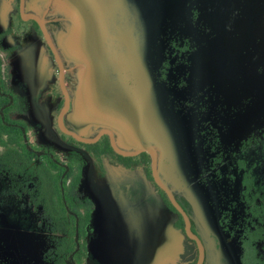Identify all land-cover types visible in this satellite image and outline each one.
Here are the masks:
<instances>
[{
    "label": "flooded vegetation",
    "instance_id": "flooded-vegetation-1",
    "mask_svg": "<svg viewBox=\"0 0 264 264\" xmlns=\"http://www.w3.org/2000/svg\"><path fill=\"white\" fill-rule=\"evenodd\" d=\"M16 1L0 0V3L6 2L10 16L13 17L11 27L0 32V82L3 85L4 93H2L5 99L4 116L8 118L7 130L0 143V181L4 177L8 183L5 189L0 190V197L24 198L25 202L28 201L29 208L36 212L37 216L39 215L41 223L46 225L48 231L47 249L43 258L51 260L49 264H56L57 260L58 264L155 263L148 259L145 261L143 254L138 256L140 260L138 263L131 261L130 253L123 256L117 252L119 247L111 245L120 240L115 238L110 243L108 237L98 234V229L104 228L105 223L101 221L103 217L110 220L118 218L120 206L111 198L113 207L108 211L110 216L102 215L98 204L100 197L110 193L111 190H118L130 194L135 199L134 207L129 210L130 214L138 219L132 220V223H137L135 227L138 225L134 232L135 241L139 242L140 250L147 251V258L152 256L150 252L156 249L157 244L161 242L160 238L165 237L169 239L170 248L176 245L175 240L177 243L180 241L181 244L179 254L174 260L168 261V264H223L231 255L238 257L241 264H257L258 260H260L258 264H263L256 246L264 240V232L262 233L264 205L260 203L255 206L249 205L247 198L251 191L257 192L258 199L264 201V198L251 184L245 185L242 182L243 176L247 177L246 166L253 164L252 157L255 156L256 151L254 148L258 145L252 134L245 133L243 121L240 119L241 109L247 108L252 101H248L249 89L244 88L242 83L244 75L246 76L239 60L242 54L233 48L220 51L222 37L228 36L223 31L226 30V25L216 22L217 20L216 23L209 22V18L216 17L214 0H208V14L201 13L202 10L199 11V8L194 6L193 14L197 13L194 15L184 13V0L182 2L180 0L177 9L170 8L169 5L163 8L159 3L160 0H156V3L151 0H79L83 4V15H86L84 17L95 15L96 19L103 15L110 25L113 21L112 19L110 23L112 18L110 15L112 12H117L113 3L120 5L124 3L125 7L121 13L127 22L126 37L141 38L140 45L144 47H153L154 41L160 45L157 54L161 59L157 67L156 79L162 96L158 98L161 105L158 104L157 110H155L156 105L153 107L151 116L146 108L144 109L147 113L146 118H151L148 122H145L146 118L144 120L147 124L146 131L150 129L153 135L154 133L157 135L155 137L157 143L154 145L148 141L145 133L144 135L141 133V138L144 143L156 148L159 176L171 190L179 208L174 205L167 192L157 184L153 174L151 152L145 151L126 156L114 150L109 134H103L94 143H86L61 130L59 125L61 116L66 129L84 138L97 137L104 127L96 135L88 137L74 129L69 121L67 122L73 110V98L66 80L67 65L59 44L50 32L47 14L42 15L39 12L37 5L39 1ZM48 1L50 8L53 2ZM141 2L145 6L144 9L138 7ZM91 5L96 6V9L89 12ZM111 7L112 10L108 9ZM22 13L37 15L43 20L62 69L40 23L35 19L25 20ZM174 20L180 21L183 25L185 21L191 24L197 36L205 41L206 46L201 48L202 53L199 52L197 59L199 69L187 70L185 76L169 79L171 54H174L175 47L172 49V45H168L162 36L169 35L168 23ZM26 24L32 28L35 35L42 36L44 46L56 66L58 77L56 100L60 103L56 108L55 125L62 137L71 140L70 144H77L85 150L86 155H81L76 161L72 160L63 146L56 148L63 154L57 152L54 147V151L43 149L40 135H33L37 133L38 126H34L27 119L26 107L33 97L18 88L19 76L15 74V60H13V51L16 50L3 46L10 38H15L22 27H27ZM130 46L136 45L134 43L126 46V50L133 49ZM221 52L224 54L225 62L222 67H217L218 62L222 65ZM202 60L213 61L216 64L215 68L210 70L212 72L210 78L208 73L205 76L201 70ZM72 63L78 62L74 60ZM189 63L187 60L185 65ZM192 64L196 65L195 62ZM224 71L238 77L230 87L221 79ZM169 83L171 87L168 90L162 88V84ZM260 86V89L256 88L260 95H257L256 100L253 101H257L259 97L264 98V84ZM254 88H251L252 96L255 95ZM64 90L69 98V107L65 113ZM148 105L150 109L151 103ZM175 111L179 114L177 122L182 120L184 126H188L187 123L192 126L190 133L193 132L191 135H194L193 146L196 151L192 156L196 161L191 163L193 173L196 174L194 181L188 178L186 171L174 167L177 171L176 179L185 183L184 191L176 188L164 172L170 170L172 166L169 163L168 148L162 140L167 139L169 142L176 126V119L171 117ZM191 112L193 115H190ZM188 114L189 117L186 116ZM231 117H233L232 122H230ZM113 131L117 146L121 150L132 152L139 148V146L134 150L121 148L118 133L114 129ZM15 132L18 133L17 136ZM136 137L137 143L140 142V137L137 135ZM61 155L64 157L61 158ZM180 156L178 152L174 154L175 158ZM186 160L189 164L192 159L189 157ZM84 161L86 167H90L94 180V186L88 188V193L84 184H80L84 181L82 172ZM176 164L178 165V162ZM119 172H125L124 178L116 179ZM229 188L236 193L238 202L226 208L221 205V200L225 198ZM92 190L95 193L106 190L103 195L97 197L96 204L90 197L93 194ZM114 192L116 194V191ZM98 211L100 217L95 225L93 213ZM73 229L74 233L71 235ZM72 239L74 248L69 243ZM102 241L109 243L101 248L98 243ZM89 246L92 250L88 248Z\"/></svg>",
    "mask_w": 264,
    "mask_h": 264
},
{
    "label": "rangeland",
    "instance_id": "rangeland-1",
    "mask_svg": "<svg viewBox=\"0 0 264 264\" xmlns=\"http://www.w3.org/2000/svg\"><path fill=\"white\" fill-rule=\"evenodd\" d=\"M33 1H39L38 10L42 15L47 14L50 32L65 57L68 73L66 80L73 98V110L67 122L69 121L74 129L88 137L96 135L103 127L114 129L120 138L121 148L129 150L138 148L139 141L137 143L136 132L133 131L142 109L145 107L151 116L153 107L156 105L155 110H157L158 104L161 105L158 98L162 96L156 79V71L161 59L157 54L160 45L154 41L153 47H144L140 45L141 38L126 37L127 22L121 13L125 7L124 3L121 5L113 3L117 12H112L110 15L112 17L110 23L113 19L110 25L103 15L96 19L95 15L84 17L86 15H83V4L79 0H52L51 9L48 0ZM151 1L156 3V0ZM159 3L163 5V8L169 5L170 8L177 9L180 0H160ZM208 3V0H184V13L197 14L196 12L193 14L194 6H196L199 11L202 10L201 13L208 14ZM213 3L216 6L214 14L216 17L209 18V22L217 20L216 22L225 24L226 30H222L228 35L222 37L220 51L233 48L242 54L239 60L243 73H246V76L244 75L246 79L244 78L242 83L244 88L249 89L248 101H252L247 108L241 109L240 119L243 121L245 133L252 134V138L258 145L254 148L256 151L255 158L252 157L253 164L246 166L248 173L247 177L243 176L242 182L245 185L251 184L264 198V98L259 97L257 101H253V99L256 100L257 95H260L256 88L260 89V84H264V0H214ZM138 7L144 9L145 6L141 2ZM93 9H96V6L91 5L89 12ZM108 9L112 10V7ZM196 11L198 12V9ZM12 18L6 2L0 3V32L11 27ZM26 26L22 27L17 32L18 35L10 38L3 46L16 50L13 51V60H15V74L19 76L18 88L33 97H30L32 100H29V105L26 107L27 119L34 126H38L37 133L33 135H40L43 149L54 151L59 148L58 146H63L72 160L76 161L81 155H86L85 150L77 144H70L71 140L62 137L55 125L56 108L60 103L56 100L58 95L56 66L44 46L42 36L35 35L32 28L27 24ZM167 29L169 35L167 37L163 35V40L168 45H172V49L175 47L174 54H171L169 79L179 78L185 76L187 70H196L199 52L202 53L201 48H205L206 43L197 36L195 29L187 21L183 25L180 21L174 20L168 23ZM134 43L136 46H130L133 49L126 50V46L134 45ZM223 55L221 52L222 65L218 62L217 67L223 66L225 62ZM80 56H87L88 63L82 59L77 64H73L72 61L79 59ZM187 60L190 63L185 65ZM193 62L196 65H193ZM215 65L213 61L202 60L203 74L208 73L210 78L212 75L210 70L214 69ZM221 79L230 87L238 77L224 71ZM168 85L161 86L168 90L171 84ZM251 88H254V96H252ZM149 103H151L150 109ZM147 113H145L146 116ZM190 115L193 113L191 112ZM178 116L176 111L171 114V117L176 119V126L170 135L169 142L167 139L162 140L168 148L169 163L172 166L170 170L164 172L176 188L184 191L185 183L176 179L175 168L180 167L181 170L186 171L188 178L194 181L196 174L193 173L191 163L196 161L192 157L196 151L193 146L194 135H191L193 132L190 133L192 126L187 122L188 126H184L181 123L182 120L177 122ZM150 119L147 117L145 122ZM232 120L233 117L230 118V122ZM145 122L141 125L142 133L143 135L145 133L147 140L155 145L157 135L155 133L153 135L150 129L146 131ZM177 152L179 156L181 153V156L175 158L174 154ZM59 153L62 152L59 151ZM63 157L61 155V158ZM189 157L192 160L188 164L186 159ZM82 172L84 181L80 184H84L85 191L88 193V188L94 186L90 167H86L85 164ZM7 183L8 180L2 177L0 190L5 189ZM105 192L95 193L92 190L93 194L90 197L96 204L97 197ZM225 195V198L221 200L223 207L229 208L230 204L238 202V197L232 189L229 188ZM24 200V198L0 197V264H44V262L49 264L51 260L43 258L47 249V227L41 223L39 215L37 216V213L29 208L28 201ZM247 202L252 206L259 203L264 205V201L258 199L256 191L249 192ZM93 215V223L97 225L99 211ZM256 247L258 256L264 264V240ZM88 248L92 250L91 246ZM259 262L260 260L256 261L257 264ZM223 264H241V262L238 257L231 255Z\"/></svg>",
    "mask_w": 264,
    "mask_h": 264
},
{
    "label": "crops",
    "instance_id": "crops-1",
    "mask_svg": "<svg viewBox=\"0 0 264 264\" xmlns=\"http://www.w3.org/2000/svg\"><path fill=\"white\" fill-rule=\"evenodd\" d=\"M125 176V172H119L116 175V179H122ZM170 180V179H169ZM116 191V194L115 192ZM111 198L114 200V202H117L119 206L118 214L119 217L115 218L113 220H110L106 217H103L102 222H104V228L102 229L101 227L98 229V234L101 236L108 237L110 240V243L112 239L117 238V240H120V242L117 241L111 243V245H114L115 247H119L120 249H117V252L120 254L126 255V254H131V261H136L137 263L140 261L138 259V256L140 257L142 254L143 259L146 261L147 259L150 260V262H154L156 264H166L168 261L174 260L179 254L181 250V244L180 241L175 240L176 245L172 248H170L169 245V239L168 238H160V243L157 244L156 249L152 250L150 254L152 256L150 258H147L146 254L147 251L145 249H141L139 247V242L135 241L136 237L134 232L138 228V225L135 227L137 224L132 223V220L137 221L138 219L131 215V207H134V198L130 196V194L124 192H119L118 190H111L110 193L101 196L100 200L98 202L99 208L101 213L100 214H106L110 216V213L108 212L109 209L113 207V203L111 201ZM104 210V211H103ZM103 211V212H102ZM131 215V218L129 217ZM111 221L113 224H111ZM101 225V224H100ZM133 236L135 238H133ZM127 239V240H126ZM109 243L108 241L106 242H100L98 243V246L103 248L104 244ZM128 248V251H127ZM134 256H133V255Z\"/></svg>",
    "mask_w": 264,
    "mask_h": 264
},
{
    "label": "water",
    "instance_id": "water-1",
    "mask_svg": "<svg viewBox=\"0 0 264 264\" xmlns=\"http://www.w3.org/2000/svg\"><path fill=\"white\" fill-rule=\"evenodd\" d=\"M23 15V18L25 20H28V19H35L37 20L40 25L42 26V29L47 37V40L50 44V46L53 48L55 54H56V57H57V60L59 61V63L61 64L60 62V59H59V56L58 54L56 53L52 43H51V40H50V37H49V34L47 32V29L44 25V22L42 19H40L37 15H33V14H25V13H22ZM85 60L86 63H88V60H87V56H80L79 59H77L76 61H80V60ZM61 69H62V64H61ZM62 75H63V72H62ZM62 85H63V78H62ZM64 93H65V96H66V109L64 111V113L66 112V110L68 109L69 107V98L67 96V93H66V90H64ZM145 109V107H144ZM144 109H142V112H141V116L139 117V120L137 122V126L135 128V130L133 131V129L128 126V128H131L133 132H136V135L140 137V142H139V148L136 149L135 151H132V152H127V151H123L121 150L118 146H117V143H116V139H115V135H114V131L111 129V128H108V127H104V129L101 131V133L95 137V138H92V139H88V138H84V137H81L79 136L78 134L76 133H73L71 131H69L68 129L65 128L64 124H63V120H62V116L60 117V128L63 132L69 134V135H72L73 137H75L76 139H78L79 141H82V142H86V143H94L96 142L100 136H102L103 134H109L110 135V139H111V143H112V146L114 148V150L117 152V153H120L122 155H126V156H131V155H136V154H139L141 152H151L152 155H153V174H154V177H155V180L157 182V184L162 188L164 189L167 194L169 195L171 201L174 203V205L176 207L179 208V205L177 204L175 198H174V195L172 194L171 190L165 185V183L162 181V179L160 178L159 176V173H158V153H157V150L156 148L151 145V144H148V143H144L142 138H141V125L143 124L145 118H146V114H145V111ZM127 127V126H126ZM188 221V220H187ZM188 226H189V223H188ZM156 264V263H155Z\"/></svg>",
    "mask_w": 264,
    "mask_h": 264
},
{
    "label": "trees",
    "instance_id": "trees-1",
    "mask_svg": "<svg viewBox=\"0 0 264 264\" xmlns=\"http://www.w3.org/2000/svg\"><path fill=\"white\" fill-rule=\"evenodd\" d=\"M3 85L0 82V143H1V138L3 135H5L7 127H6V122H7V117H5L4 115V111H3V104L5 102L4 96H3ZM15 135L17 136L18 133L15 132ZM74 233V229L71 231V235H73ZM69 243L71 244V246L74 248V240H70Z\"/></svg>",
    "mask_w": 264,
    "mask_h": 264
}]
</instances>
